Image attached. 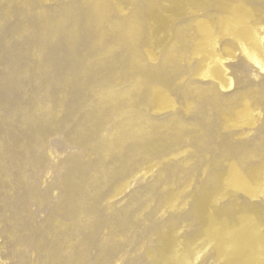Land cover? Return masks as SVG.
Here are the masks:
<instances>
[{
    "label": "bare ground",
    "instance_id": "bare-ground-1",
    "mask_svg": "<svg viewBox=\"0 0 264 264\" xmlns=\"http://www.w3.org/2000/svg\"><path fill=\"white\" fill-rule=\"evenodd\" d=\"M53 1L0 0L3 69H42L43 78L50 69L72 71L51 89L46 106L33 102L36 111L45 110L33 125L46 129L49 124L51 130L26 137L71 126L64 129L66 137L92 156L65 164L61 204L51 209L45 227L19 223L20 230L32 232L28 240L37 252L35 264H115L131 244L129 229L137 224L146 225L138 235L152 244L136 250L141 262L125 264H201L212 248L221 264H264V134L256 140L248 131L262 118L264 81L238 80L239 69H231L242 56L244 66L264 73V0ZM72 17L76 20L68 24ZM80 42L89 47L84 54ZM199 56L196 64H183ZM45 81L50 84V77ZM241 81L243 87L236 90ZM1 90L0 99L11 92ZM22 114L24 120L31 118L27 110ZM234 128L247 131L232 141ZM8 136L0 132L2 174L10 171L5 158L19 153L8 147L19 137ZM15 161L17 170L24 166L25 160ZM140 173L152 177L145 191L103 211L101 201L122 195L128 180ZM199 174L205 176L201 184L194 180ZM26 182L21 202L30 204L39 194ZM239 194L244 206L237 209ZM3 195L1 217L11 208ZM210 202V209L223 215L222 229L218 220L200 221ZM159 211V218L150 217ZM20 215L13 208L12 219ZM190 220V241L174 240L175 230L183 232L181 221Z\"/></svg>",
    "mask_w": 264,
    "mask_h": 264
},
{
    "label": "rangeland",
    "instance_id": "rangeland-1",
    "mask_svg": "<svg viewBox=\"0 0 264 264\" xmlns=\"http://www.w3.org/2000/svg\"><path fill=\"white\" fill-rule=\"evenodd\" d=\"M60 3L61 0L53 1V4L55 5ZM48 4H50L49 1L46 2V5ZM128 12L129 10H126L125 14H128ZM210 12H214V10H209L208 13ZM193 16L195 15H189L186 17L192 18ZM208 17L211 19L214 15H209ZM75 20L76 17H72L68 24H73V21ZM59 39L60 37H56L55 42ZM195 44H198L201 47V42H196ZM80 45L81 54H84L89 47L83 46L82 42H80ZM241 58L242 56L239 60L234 61V65L231 68L235 70L239 69L237 70L236 78L238 80L251 78L255 79L256 82H263L264 73L260 72L258 68L254 66H244L243 63L246 64V62L243 61L242 63ZM200 59L201 56L196 59H192L190 64L185 62H183V64L185 67H189L191 64H196V61H199ZM75 62H79V59H76ZM13 63H15V61ZM61 63L64 64L62 60ZM3 68L4 65H0V76L3 80V83L0 84V88H8L11 92L8 96H6V98L3 97L0 99V132L5 133L7 140L9 139L8 135L18 136L20 142L17 145H13L11 143L8 144V147L14 148L19 153H15L17 155L5 158L4 163L10 171L5 174L0 173V182H7L8 185L5 187L0 185V193L4 194L3 198L11 202L9 206L11 208H6L2 214L3 217L0 216V264H35L39 262L37 259V252L31 247L28 240V237H30L32 232L30 229L20 230L19 223L26 222L30 226L37 229L45 227L48 224V217L51 209L55 210L54 208L61 204L63 186L60 181L62 177H64L66 171L65 164L73 160V157H79L80 161L87 162L92 156L89 155V152H83L80 147L76 145V141L71 140L70 137H66V132H64L65 128L32 140L26 137L27 134L31 135L33 132L43 133L46 130H51L49 124H46V129L35 127L33 125V121L38 119L42 115V112L45 111L42 108L36 111L33 102L38 103L40 107L46 106L51 99V89L55 88L54 86H56L58 82L60 84L65 77L72 76V71L70 69L67 70L66 73H61V71H57L59 73H56L51 71V69L48 70V77H50V84L52 85L50 86V84H48L49 82L46 83L45 81L48 80V77L43 78L44 74H41L42 69H17V71H14V69L10 70ZM243 69L246 70L244 71ZM4 76L8 81H6ZM79 76L83 77V74L79 73ZM242 87L243 83L241 81L238 83L236 90H239ZM236 90L230 91L229 93H233ZM2 93L3 91L1 90L0 94ZM261 108L262 118L258 126L248 130L250 131L249 137L256 140H259L262 134H264V104L261 105ZM23 110H27L31 113V118L29 120H24L22 114ZM62 111H64V109H62ZM73 126L76 129V126ZM70 127L71 126H68L66 128L70 129ZM52 128L54 129V127ZM245 130L247 131V128H234L230 139L232 141H237L242 138L241 132ZM223 131L226 132V130ZM32 137L34 136L31 135L30 138ZM261 142H264V135L263 140L261 138ZM209 156L210 154L208 153L207 157ZM13 158L14 160H12ZM17 158L25 160L24 166L22 167L21 165L18 170L16 164L19 160H17V162L15 161ZM224 163L228 164V161ZM13 171H17L20 175L23 174V176H20V179H15L12 174ZM203 178H205V176H202V174L194 176V180L197 179L198 181L197 184H201ZM151 180L152 177L150 176L144 177L143 174H138L136 178L128 180L131 184L122 195L114 197L112 200H108L107 198L102 200L101 208L105 212H111L116 207L128 204L132 195L145 191L144 189H146ZM26 181H29L32 186L35 185L39 194V196L31 199L30 204H23L21 202L23 200L22 195L24 193L26 194ZM193 194H195V192ZM47 195H49V198L43 202V197ZM237 197L240 198L239 202L235 201V205L233 206L239 209L240 206H244V196L239 194ZM234 199L235 198L233 197L231 201H234ZM146 200L147 197H144L143 201ZM193 202L198 205L197 200ZM211 206L212 203H208L207 208L209 209V212L203 215V217H200V221L202 223H209L212 220H218L220 221L218 226L222 229L223 223H221V219L223 215L217 214L214 208L210 209ZM260 207L264 208V202L260 204ZM13 208L15 211H20V219H12ZM134 208H140V204H136ZM150 212V209H147L144 211V214L149 215ZM160 214L161 211H159L156 215L152 213L150 214V217L159 218ZM5 218H8L7 223H4L3 221ZM30 222L33 225H31ZM146 223L147 225L152 224V221L147 220ZM187 224H191V226H188ZM145 226V224H137L129 229L128 234L131 239V244L126 247L125 251L119 253L117 257V260L119 259L118 261L114 259L116 261L115 264H125L129 259H136L138 262L142 261L141 255L137 254L139 251L136 250L140 248V245H143V252L148 250L149 246L152 244L148 240H142V238L138 235V233L143 231ZM192 227H194V225H192V220L181 221L179 229H183V232L182 234L177 235V230H175L172 233L174 240L180 236L186 244V242L190 241L191 232L192 229H194ZM184 232L186 233L185 235ZM104 235L105 233L100 234L99 239L101 240ZM48 237H51V235ZM18 239H22V244H17ZM137 239L140 240V244H136L135 240ZM22 253H25L26 255L23 259L21 258ZM201 259V264H221V258L217 256V251L214 250V248L209 250ZM115 261H113V263Z\"/></svg>",
    "mask_w": 264,
    "mask_h": 264
}]
</instances>
